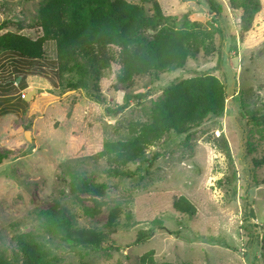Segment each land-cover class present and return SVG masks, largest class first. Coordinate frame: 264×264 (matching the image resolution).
<instances>
[{"label": "rangeland", "instance_id": "obj_1", "mask_svg": "<svg viewBox=\"0 0 264 264\" xmlns=\"http://www.w3.org/2000/svg\"><path fill=\"white\" fill-rule=\"evenodd\" d=\"M46 1L0 0L2 31L38 36L36 20ZM131 1L153 13L151 2ZM159 2L179 23L187 19L204 27L212 20L211 2L223 5L225 34L216 41L220 52H201L188 66L225 82L224 114L183 135L166 133L149 150L157 157L151 166L132 163L134 176H113V163L102 152L106 142L126 138L133 122L148 121L164 86L193 73L165 72L160 80L144 75L127 87L110 70L101 79L107 101L98 103L84 90L61 89L55 76H42L53 70L50 64L21 60L20 67L31 72L25 75L26 87L17 86L8 98L0 92V154L9 156L0 164V252L21 259L18 239L23 237L40 244L52 264H264V184L254 182L255 176L264 178V163L254 168L252 161L264 155V126L251 130L243 118L244 112L264 113V29L234 22L226 0ZM45 48L54 59L55 42ZM12 70L3 58L0 80L13 79ZM29 92L27 105H18V97ZM141 93L146 96L140 102L131 98L125 111H106L122 104L125 94ZM74 171L106 184L104 194L85 189L74 194ZM54 204L70 212L73 230L109 234L116 247L84 245L48 225L39 211ZM84 205L97 211L88 214ZM114 207L119 208L118 225L109 227ZM150 228H156L150 239L132 244Z\"/></svg>", "mask_w": 264, "mask_h": 264}, {"label": "trees", "instance_id": "obj_2", "mask_svg": "<svg viewBox=\"0 0 264 264\" xmlns=\"http://www.w3.org/2000/svg\"><path fill=\"white\" fill-rule=\"evenodd\" d=\"M146 1L152 3L153 13L144 4L131 0H47L36 20L40 29L36 37L15 30L2 31L4 27L0 25V61L7 57L12 63V72L16 73L13 79L0 80L1 96L7 98L17 86L26 87L25 75L31 72L26 73V69L20 67L23 59L40 60L45 62L44 67L50 64L52 73L45 71L42 76H55L61 89L84 90L98 103L107 101L101 79L110 70L117 72L118 81L127 87L144 75L160 80V75L165 72L185 70L193 73L190 77L175 78L164 86L148 121L133 122L128 126L126 138L106 142L102 152L113 163L110 169L113 176H134L135 171L128 167L132 163L139 162L140 168L151 166L157 157L150 156L149 150L159 144L166 133L186 134L210 116H222L226 109L225 82L211 71L192 70L188 66L190 58L197 59L201 52L207 56L219 50L216 46L218 35L222 38L225 34L220 20L223 5L211 2L212 20L209 26L204 27L187 19L179 23L175 16L165 13L159 0ZM226 1L234 22L242 20L248 29H264L262 0ZM149 29L154 30L152 35L147 33ZM49 41L56 44L54 59L45 48ZM25 96L26 93L18 97V105H27ZM145 96L142 93L125 94L122 104L114 108L108 106L106 111L117 115L127 109L131 98H138L140 102ZM243 118L251 130L264 126V113L254 112L248 116L244 112ZM8 157L0 154V164ZM252 161L256 168L264 163V155L259 159L252 158ZM254 182L264 184V178L255 176ZM70 187L74 194L83 189L104 194L106 184L90 182L74 171ZM83 208L88 214L97 211L86 205ZM118 211V207L111 209L107 222L109 227L118 225ZM39 214L51 227L64 230L69 239L95 248L116 247L109 234L73 230L70 212L58 204L40 209ZM155 229L141 231L132 244L146 242L154 235ZM103 241H106V246ZM18 242L21 259L10 258L6 252H0V264H52L41 245L34 240L22 237Z\"/></svg>", "mask_w": 264, "mask_h": 264}, {"label": "water", "instance_id": "obj_3", "mask_svg": "<svg viewBox=\"0 0 264 264\" xmlns=\"http://www.w3.org/2000/svg\"><path fill=\"white\" fill-rule=\"evenodd\" d=\"M19 79H20V77H18V80H19ZM31 93H32V92H29V93L27 94V96L25 97V99H26L27 101L30 100ZM26 137H27L28 139H30V133H29V132L26 133Z\"/></svg>", "mask_w": 264, "mask_h": 264}]
</instances>
